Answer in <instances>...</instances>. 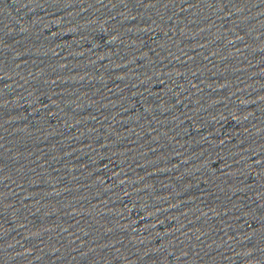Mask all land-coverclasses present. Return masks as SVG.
I'll use <instances>...</instances> for the list:
<instances>
[{"label": "water", "instance_id": "water-1", "mask_svg": "<svg viewBox=\"0 0 264 264\" xmlns=\"http://www.w3.org/2000/svg\"><path fill=\"white\" fill-rule=\"evenodd\" d=\"M0 264H264V0H0Z\"/></svg>", "mask_w": 264, "mask_h": 264}]
</instances>
